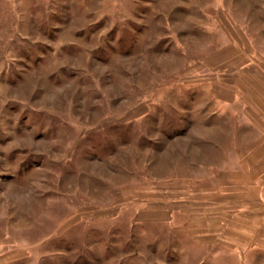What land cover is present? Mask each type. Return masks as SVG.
I'll return each mask as SVG.
<instances>
[{
    "label": "rangeland",
    "instance_id": "374dc122",
    "mask_svg": "<svg viewBox=\"0 0 264 264\" xmlns=\"http://www.w3.org/2000/svg\"><path fill=\"white\" fill-rule=\"evenodd\" d=\"M0 264H264V0H0Z\"/></svg>",
    "mask_w": 264,
    "mask_h": 264
}]
</instances>
